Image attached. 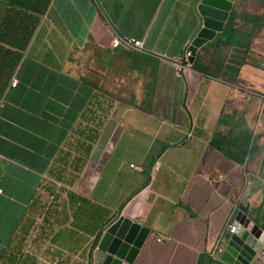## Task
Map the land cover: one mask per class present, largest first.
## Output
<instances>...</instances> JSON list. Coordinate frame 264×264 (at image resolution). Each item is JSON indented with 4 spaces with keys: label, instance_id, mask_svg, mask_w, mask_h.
I'll return each mask as SVG.
<instances>
[{
    "label": "crops",
    "instance_id": "0c3cea01",
    "mask_svg": "<svg viewBox=\"0 0 264 264\" xmlns=\"http://www.w3.org/2000/svg\"><path fill=\"white\" fill-rule=\"evenodd\" d=\"M197 4L0 0V264H93L143 188L155 228L133 264L221 260L234 220L264 232V0H235L230 42L179 75ZM113 32L144 50L113 49Z\"/></svg>",
    "mask_w": 264,
    "mask_h": 264
},
{
    "label": "water",
    "instance_id": "95a60500",
    "mask_svg": "<svg viewBox=\"0 0 264 264\" xmlns=\"http://www.w3.org/2000/svg\"><path fill=\"white\" fill-rule=\"evenodd\" d=\"M235 0H198L201 28L191 42L189 62L198 51L223 32ZM157 196L147 188L135 194L123 213L103 231L93 256V264H133L155 228L151 222ZM143 220L144 222H140ZM246 237L234 234L228 240L220 259L227 264H264V232L247 220ZM248 254L244 256V251Z\"/></svg>",
    "mask_w": 264,
    "mask_h": 264
},
{
    "label": "built area",
    "instance_id": "2783aa9c",
    "mask_svg": "<svg viewBox=\"0 0 264 264\" xmlns=\"http://www.w3.org/2000/svg\"><path fill=\"white\" fill-rule=\"evenodd\" d=\"M113 33H114V36H113L112 41H111V47L113 49L119 48L121 46H126V47L133 48L135 50H138V51L144 50L143 40L136 38V37H133V36L119 34L116 32H113ZM190 44L187 46L185 53L182 56V58H180L178 60H173V63L175 64L177 73L179 75H181L186 70L187 66L190 64V62H189V57L191 55V52L189 50ZM16 84H17V81L15 80L13 82V85H16ZM190 136L191 135L189 134V137ZM131 166L135 167L137 170H141L140 166H136L134 164H132ZM2 192H3V190H2V188H0V193H2ZM228 229L231 233V236L234 234H237L240 236V234L237 231L238 230V223L236 220H234L233 223L229 224ZM223 250H221V254H222ZM220 257H221V255H220Z\"/></svg>",
    "mask_w": 264,
    "mask_h": 264
},
{
    "label": "trees",
    "instance_id": "16d2710c",
    "mask_svg": "<svg viewBox=\"0 0 264 264\" xmlns=\"http://www.w3.org/2000/svg\"><path fill=\"white\" fill-rule=\"evenodd\" d=\"M235 26H236L235 22L231 21L229 25L225 28L224 32L216 38L214 46L219 47L221 44L229 43L230 38L233 36L235 32ZM243 135H245L244 154L242 153L240 154V157L238 159L240 163H243L245 161L251 143V135L248 134V132H246ZM198 264H226V263L219 259L216 260L208 256H201Z\"/></svg>",
    "mask_w": 264,
    "mask_h": 264
},
{
    "label": "rangeland",
    "instance_id": "374dc122",
    "mask_svg": "<svg viewBox=\"0 0 264 264\" xmlns=\"http://www.w3.org/2000/svg\"><path fill=\"white\" fill-rule=\"evenodd\" d=\"M229 103H230V106L234 107L232 105V102H229ZM261 110L262 109H260L257 103H255V107H254L253 100H249L248 98L246 99L244 115L246 116L247 122L251 123L252 125L256 124L258 120L260 119ZM116 118L117 120H119V122H123L126 120L125 114H122L121 112L117 114Z\"/></svg>",
    "mask_w": 264,
    "mask_h": 264
},
{
    "label": "bare ground",
    "instance_id": "6f19581e",
    "mask_svg": "<svg viewBox=\"0 0 264 264\" xmlns=\"http://www.w3.org/2000/svg\"><path fill=\"white\" fill-rule=\"evenodd\" d=\"M246 254H248V251H247V250L244 251V256H245Z\"/></svg>",
    "mask_w": 264,
    "mask_h": 264
}]
</instances>
